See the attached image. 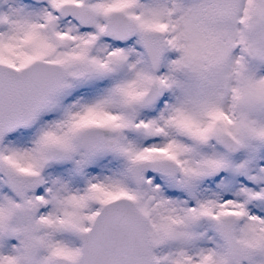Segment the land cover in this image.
I'll list each match as a JSON object with an SVG mask.
<instances>
[{"label":"rangeland","instance_id":"374dc122","mask_svg":"<svg viewBox=\"0 0 264 264\" xmlns=\"http://www.w3.org/2000/svg\"><path fill=\"white\" fill-rule=\"evenodd\" d=\"M62 2L91 7L94 25L60 17ZM102 2L106 5L101 16L95 7ZM116 9L138 26L137 33L123 42L102 34L105 17ZM70 24L81 32L91 31L83 39L82 51L73 56L67 54ZM152 28L163 30L166 40L157 71L149 68L139 34ZM104 42L110 45L105 52L107 69L99 75L89 58ZM130 52L141 61L142 84L135 81L127 93L110 86L112 105L84 101L86 85L110 83L109 75L121 74ZM33 59L60 62L67 77L63 90L42 107L34 123L7 134L0 146V264H25L28 237L38 244L32 264H49L53 255L76 260L79 232L103 201L119 196L129 198L145 215L157 264H213L211 255L215 264H234L226 257L216 227L228 213H233L237 235L241 232L238 240L256 249L245 263L264 264V204L254 197L256 192L251 198L252 193L237 195L228 181L236 158L243 155L249 168L239 183L264 190V173L252 169H262L258 159L264 156V0H0V62L22 67ZM166 76L175 88L185 89L188 79L187 98L192 102L185 106L182 99L179 105L189 111L198 131L193 124L176 135L182 149L169 139L162 149L149 151L142 146L160 135L149 114L168 97ZM149 83L157 86L160 96L153 105L142 107L138 100ZM94 125L106 136L103 148L94 153L79 149L75 157L60 159L61 149ZM150 128L155 129L152 138ZM43 133L49 139L34 147L28 159L16 156L15 151L32 148L31 139ZM223 133L243 140L244 147L234 154L226 152L219 142ZM177 155L185 159L186 171L148 172L142 186H134L128 172L131 159L176 160ZM224 160L227 168L215 174L214 167ZM7 170L28 176L30 188L23 198L8 188ZM57 188H66L65 203L54 196ZM24 202L35 206L30 220L19 209Z\"/></svg>","mask_w":264,"mask_h":264},{"label":"water","instance_id":"95a60500","mask_svg":"<svg viewBox=\"0 0 264 264\" xmlns=\"http://www.w3.org/2000/svg\"><path fill=\"white\" fill-rule=\"evenodd\" d=\"M58 14L62 18L72 17L84 26L94 25L96 20L94 10L83 3L63 2L59 5ZM137 31L135 20L122 10L116 9L105 17L102 34L123 42ZM152 38L154 40H151ZM140 40L150 69L157 71L166 47L163 31L158 28L143 29L140 31ZM66 76V69L58 61L35 59L21 68L0 62V145L6 134L33 124L44 104L63 90ZM159 96L157 86L152 83L141 95L139 105L149 107ZM105 140V134L99 126H90L76 136L74 145L63 148L59 157L73 158L81 148L94 153L103 148ZM219 141L228 153H236L244 147V141L229 133H223ZM228 164V161H221L215 166L214 173H223ZM152 170L178 174L180 166L179 162L173 159H136L129 162V174L137 188L143 183L144 173ZM5 178L14 194L23 198L30 187L28 177L19 171L7 170ZM20 210L24 217L30 220L35 208L31 203L24 202ZM235 226L234 217L228 215L221 218L216 227L224 241L226 257L234 264H245L253 258L255 248L237 239ZM109 229L110 232L116 233V236L115 233L112 235L111 244L108 240ZM79 239L80 247L75 261L53 256L49 259V264H156L152 243L147 233L146 218L133 202L124 196L102 202L88 225L79 232ZM108 246L114 250L109 251ZM121 246L132 249L128 253L132 256L131 262L126 258L128 254L122 251ZM117 248L118 250H115ZM37 249L35 239L28 237L25 264L33 263Z\"/></svg>","mask_w":264,"mask_h":264},{"label":"bare ground","instance_id":"6f19581e","mask_svg":"<svg viewBox=\"0 0 264 264\" xmlns=\"http://www.w3.org/2000/svg\"><path fill=\"white\" fill-rule=\"evenodd\" d=\"M158 1L159 0H156V2H158ZM162 3H161V5H162ZM105 5H106V3H103L102 2V3H99L98 5H96V7H95V9L100 13L101 16L103 14V8L105 7ZM159 6H160V4H159ZM168 6H169V4H168ZM156 11H157V9H156ZM180 13H182V12H180ZM161 15H162V13H161ZM71 27H72V32H69V33L72 34V37L69 39L70 49L68 50V53L67 54L73 56V55H75V53H77L79 51L80 52L82 51V49H83V47H82L83 39L86 38L87 36H90L89 34L91 33V31L81 32V31H79V28L75 27L73 24L71 25ZM75 30L78 33L77 32H74ZM59 33H61V32H59ZM151 40H154V38H152ZM109 46L110 45L107 42H104L103 45H101L100 47H98V49L89 58V62H91V63H93V64L96 65V71L95 72L97 74H99V75H101L100 73L103 70H106L107 69V62L104 61V60H106V54H105V52L110 49ZM134 52H130L128 54L127 59H126L127 61L125 63L124 69L121 72V74H119L117 77L114 74H113V76H110L109 75L108 78L110 79V83H108L104 87H103V84L106 83L105 81H103L101 83H98L97 82L98 84L97 83H95V84H89V86L86 85V87H89V91L87 92V95L85 96V100L84 101H86V100L92 101L93 100V101H96V102L101 103L102 105H105V104L112 105L113 103L111 101H109L110 100V97H109V93H108L110 91V86L113 87V89L114 88H119L120 90H122V88L123 89L125 88V90H126L125 93H127V91H129L127 89L135 86V81L138 82L137 83V86H140L142 84V82L144 81L143 77L145 75V72L141 74L140 71L138 70L139 67L141 66V64H140L141 61L139 60V57L137 56V54L134 53ZM126 53H128V52H126ZM76 55H78V54H76ZM168 66H170V64ZM110 73H112V71ZM97 77H99V76H97ZM166 78H167V80H169V82L167 84L168 97H166V100L161 103V107L159 108V110L157 112H155L154 114H151V113L149 114L150 117H153L152 119H155L154 125L157 127L156 130L160 134L159 135V139H157L151 145L150 144H144L142 146V147L148 149L149 151L150 150H153V149H157V150L162 149L165 146V144L167 143V141H169V139H171L173 141V144H175V147L176 148L182 149L183 146L179 142V139L177 138L176 135H179V133L184 128L185 129H187L189 127L192 128V125L193 124H194V130H197L198 129V127L195 125V123L193 122L192 118L190 117L189 111L188 110H184V108L179 105V102L182 99H183V102H185L184 103L185 106L187 105V103L190 104L192 102V98H191V101L189 100L190 98H187V96L189 95V92H191L190 91V88H189V85H188V79L186 78V81H185L186 82L185 83V89H184L183 86H178V87L175 88V86L172 83V78L170 76H166ZM130 91H132V89ZM190 95H191V93H190ZM196 102H198L197 99H196ZM87 104H89V103L87 102ZM89 108H86V109H89ZM209 112H212V110H209ZM191 128L188 129V130L190 131ZM188 130H187V133H188ZM148 132H149V135L151 137V136L154 135L155 129L153 128V130H152L150 128V131H148ZM185 133H186V131H185ZM49 137L50 136H49L48 133H47V135H44V133H43V135L41 137H39V138H37V136L36 137H33L31 139V141H30L32 143V148L25 147L24 149H22V151L20 149L19 150L16 149L18 151V152L15 151L16 156L19 157V158H25L24 160L28 159L29 152L31 153V151L34 150V147H37L40 144V142H44V141L48 140ZM175 153H177V152L175 151ZM174 158H176V160L179 162V164L181 166V169L183 171H186L187 170V164L185 162V159H183V158L181 159L178 155L177 156H174ZM258 160H260L261 163L263 164L262 169L261 168L258 169V167H256V166H253L252 169H253V171H258V172L261 171V173H264V156L261 157V158H259ZM234 168H235V170H234V172L232 174V177L228 181L229 182H232L233 188H235V193L237 195H239V196H247L250 193H252L251 195L248 196V198H251L253 196V193L256 192L254 194V197L260 198L261 199L260 203L261 204H264V201H262V199L264 197V190H263V188H261V187L257 188L258 187L257 184H255L253 187H248L243 182L242 183H239V181H238V179H239L240 176L242 178L244 176L245 177L247 176L246 173L248 172L247 169L249 168V167L247 168V165L244 163L243 155H240L238 158H236L235 163H234ZM148 172H151V171H148ZM93 178H94V175L90 176L89 181H90V179L92 180ZM243 180H245V179H243ZM65 189L66 188H57L54 196H56V198L58 199V202L59 201H62L63 203L66 202V198L62 197V194L65 193V191H66ZM70 196H73V195L70 193ZM174 200L178 202L181 199L174 198ZM183 202H185V201H183ZM246 222L248 223L249 221H246ZM110 231H111V229H109V231H108L110 233L109 236H108V240H109V242L111 244V242L113 240L112 239L113 238L112 235L115 232H110ZM235 232H236V230H235ZM238 233H239V235H237V233H236L237 239L240 238V237L242 238L241 232H238ZM114 236H116V233L114 234ZM122 246L120 248H122V251L124 253L128 254V253H130L132 251V249H130L128 247L127 248H124ZM107 249L109 251L114 250L113 247H110V246H108ZM115 250H118V248L115 249ZM213 257H214V255H211L212 262H213V264H215ZM126 258L128 259L129 262H131L132 256H130L128 254L126 256Z\"/></svg>","mask_w":264,"mask_h":264},{"label":"flooded vegetation","instance_id":"af4514ba","mask_svg":"<svg viewBox=\"0 0 264 264\" xmlns=\"http://www.w3.org/2000/svg\"><path fill=\"white\" fill-rule=\"evenodd\" d=\"M148 158H150V159H155V158H152V157H148Z\"/></svg>","mask_w":264,"mask_h":264}]
</instances>
